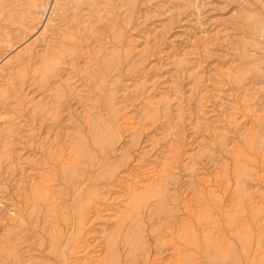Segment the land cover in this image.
I'll list each match as a JSON object with an SVG mask.
<instances>
[{
  "label": "rangeland",
  "instance_id": "1",
  "mask_svg": "<svg viewBox=\"0 0 264 264\" xmlns=\"http://www.w3.org/2000/svg\"><path fill=\"white\" fill-rule=\"evenodd\" d=\"M13 1L0 0V62L24 39L37 54L0 75V264H78L90 236L100 264H152L161 251L167 262L160 225L182 228L178 264H264V0H204L199 12L194 0H60L44 33L46 13L4 20ZM55 46H65L59 64L42 73L43 48ZM141 75L146 91L124 95ZM146 95L160 99L156 109ZM127 113L139 118L136 145L119 125ZM148 141L152 154L173 143L183 154L162 197L146 194L119 220L102 216L106 190ZM42 174L51 203L33 195Z\"/></svg>",
  "mask_w": 264,
  "mask_h": 264
},
{
  "label": "bare ground",
  "instance_id": "2",
  "mask_svg": "<svg viewBox=\"0 0 264 264\" xmlns=\"http://www.w3.org/2000/svg\"><path fill=\"white\" fill-rule=\"evenodd\" d=\"M59 2H60V0H53L52 3L49 5L48 10H47L49 0H40V2H38L37 0H14L12 3V6L9 8V10L4 15V17H5L4 20L10 21V22L15 21V23L21 25V23H23L27 18L25 16L26 14L29 15V17L32 20H34L36 18L39 20H42L44 13H46V16L44 19V25H43L42 32H41V33H44L46 31V27L49 26V24L51 23V21L53 19V15L55 14V11L59 8V6H58ZM203 4H205L204 0L203 1L202 0H194L193 1L194 8L197 12H199V9H200V7H202ZM21 33H22V31H21ZM24 40L21 42L22 46L20 47V49L18 51H16L14 54L9 56L8 58L6 57L5 60L0 62V75H1V73H3V71H5L6 68L10 69L11 65H16L17 67L24 65L23 56L28 55V56L32 57V55L37 54V50L35 51V49H36L35 40L29 41V42L27 40H25V41ZM5 41L8 43L10 48H12L13 44L10 45L11 39L8 38V36H6ZM43 41H44V39H43ZM43 49H45L46 51L43 55L40 56L39 65L41 67L42 73L49 74L56 67V65L59 64V56L61 55L60 53L62 52V50L65 49V46L63 48L61 46H55L52 48V50L50 49L49 51L47 50L48 49L47 47H44ZM114 55H116L117 58L122 56V54L118 51H116V53ZM178 61H181V59L179 58ZM21 73H23V72L21 71ZM223 74L227 78H229L230 75L234 74V72L228 70V71H225V73H223ZM143 76L141 75L134 84L125 85L122 89L123 94L124 95H126L127 93H134L136 95H137V93L143 94L147 89V87H146V85H147L146 81L147 80H145ZM45 82H47V81H45ZM246 92H248V91L244 92L243 96L241 97V101H243V102L245 101L246 106H248L250 103V98H248V94H246ZM4 95H5V91L0 87V98L4 97ZM149 95L145 96V103L149 107V111H152L158 107V105L160 103V99L155 98V97H150ZM201 96H203V95H201ZM163 98H165V97H163ZM201 99H202V97H201ZM217 99L220 100L219 97H217ZM248 111H252V110H248ZM127 114L128 115H126L124 118L121 119V122L119 123V125L124 132L128 133L129 139L131 142H133L132 145H134V142H135L134 139L136 138L135 136L139 130L138 129L139 118L134 113H127ZM224 116H225V114H224ZM224 118H232V116L229 114H226V116ZM171 130H173V129H170V130L168 129V135L171 134V133H169V131H171ZM114 134H116V132L113 129L112 135H114ZM172 134H173V132H172ZM174 134L175 135L172 138V141L175 142V144H176L177 138H180L179 137L180 135L178 136V133H174ZM253 135L255 136V134H253ZM100 140H101V138H99V141ZM151 141H154V140H151ZM136 142H137V140H136ZM136 142H135V145H136ZM252 142H254V141L252 140ZM252 142L250 141V146H249L248 150L251 151L252 153L255 152V155H260L262 150L258 146L253 147L254 143L252 144ZM147 143L145 142L143 145H141V147H139V149L140 148L141 149H140V153H138L139 155H138V158H137L135 165H134L135 168L130 169L129 171H127L126 174H124V177H123L124 179L119 180V185L111 186L109 188V190L108 189L106 190V193L104 194L103 202L108 204L110 207H106V208H103V210H100V212L102 213V216H108L111 218H113L115 216V217H117V220H119L120 218H123L124 213L127 212L130 208H132L133 213H135L136 208H138L139 204L143 201L144 196L146 194H149L152 196L162 197L163 191H162L161 186H162V183L165 181L166 177L168 176L169 171L172 169V167H173L172 165L174 164L175 161H177L176 160V158L178 157L177 151L179 148L177 145H179V144L177 143V145H175L173 143L175 146H173V144H170L169 148L170 147H172V148L169 149L167 146L168 149L166 152H158L155 155V154H152L153 148L156 149L155 145H153L154 146L153 147V146H151V144H149L150 143L149 141ZM156 145H158V143H156ZM50 150L54 154H57L58 158L60 157L61 159H63V157L65 156L64 150L62 149L61 146L56 145L54 148H53V146H51ZM125 156H127V155H125ZM180 156H183V154H181ZM68 157L69 156L67 155V158ZM188 157H189V155H188ZM6 158L7 159L9 158L8 154H7ZM189 158H191V156ZM192 158H194V157H192ZM189 160L191 161V159H189ZM63 161L64 160H61L62 163H64ZM187 163H189V162H187ZM191 169H193V168L191 167ZM191 172H192V170H191ZM242 172H243V174L245 173L244 171H242ZM39 179H40V182H38L36 184V187L33 190V195H34L36 200H42V201L51 203L52 202V192H51V188L47 184L48 179H47L46 174L40 175ZM201 180H202L201 181L202 183H206L207 179L205 178V179H201ZM211 193H212V196H215L214 198H219L218 197L219 195L216 196V194H214L215 191H211ZM181 202H183L186 205V207L190 206L189 205L190 201L186 200L185 198H183L181 200ZM97 210L98 209L94 208L93 211H91L93 213V216L97 215V213H98ZM89 221L91 222L92 220L89 219L88 221H86V223H88ZM82 226H83V223L80 221L78 228L81 229ZM257 226L259 227V229H261V232H260L261 234L260 233L259 234L264 235V219L261 218L259 220ZM162 227H163V225H160L159 228H162ZM159 228H158V226L156 228H154V230L157 231L158 234L163 233L162 237H160V239H159V242L164 246L167 245L168 250H169V247H173L170 250L171 256L169 257V259H172V260L168 259L167 262H164V258L161 256L163 252L161 251L158 254V257L155 258V261H153L152 264H175V263L178 264V256H179L178 249H179V245H180V240L183 237L182 228H177L176 230H171L168 233L164 232L163 230H161ZM88 234L89 233L87 232L86 235H88ZM259 234H257L256 237L260 236ZM90 238H91V240L89 242H86L84 245L77 248L76 253H75L76 260L74 261V263H78V264H100V262L102 260V259H100V257H101L103 249L100 248L101 246H99V248L94 247V246H96L95 244H96L97 239L93 236H90ZM87 239H89V238H87ZM92 245H94V246H92ZM257 256H258V260H259L260 254H257ZM27 264H37V263H35L34 261H29ZM102 264H103V262H102ZM234 264H239V263H238V261L235 260Z\"/></svg>",
  "mask_w": 264,
  "mask_h": 264
}]
</instances>
